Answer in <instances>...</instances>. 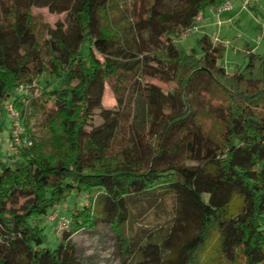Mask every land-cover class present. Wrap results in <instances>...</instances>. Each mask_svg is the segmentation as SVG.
Here are the masks:
<instances>
[{
  "label": "trees",
  "instance_id": "obj_1",
  "mask_svg": "<svg viewBox=\"0 0 264 264\" xmlns=\"http://www.w3.org/2000/svg\"><path fill=\"white\" fill-rule=\"evenodd\" d=\"M223 2L140 0L130 10L124 0H0V118L10 102L34 143L7 145L6 156L0 145V264H84L73 237L101 223L122 264H264V54L248 50L230 74L219 64L225 45L210 35L190 53L175 43ZM34 8L74 10L77 33L41 35ZM156 78L174 87L154 90ZM108 83L114 109L103 105ZM213 94L220 134L203 128L194 103ZM139 97L152 144L115 154ZM38 110L48 112L47 140L28 125ZM80 197L90 203L57 237L58 216L49 238L51 214Z\"/></svg>",
  "mask_w": 264,
  "mask_h": 264
},
{
  "label": "rangeland",
  "instance_id": "obj_2",
  "mask_svg": "<svg viewBox=\"0 0 264 264\" xmlns=\"http://www.w3.org/2000/svg\"><path fill=\"white\" fill-rule=\"evenodd\" d=\"M140 0H124V5L133 10L135 2ZM237 8L240 11V15L236 18L234 23L225 22L224 16L221 23L208 31L199 29L195 32L184 36L180 39H176V45L184 52L190 53L193 50H198V41L205 34L210 35L215 41L222 42L226 47L224 57L220 60V65L225 67L230 74H234L237 70L242 69L247 62V52L251 50L253 52L264 54V0H235L233 9ZM33 15L35 17L36 29L41 35H46L48 28L54 29L57 33L64 32L67 39L75 36L78 31V24L75 17L74 10L68 13L53 15L47 9L34 8ZM132 20L133 13L128 14ZM234 15V14H233ZM225 22V23H224ZM150 84L154 90L163 89L165 91L170 90L174 85H170L166 81L156 78L151 79ZM42 89L36 91L38 95ZM217 94H213L208 98L196 99L194 103H197L198 111L197 115L203 128L211 134H220V126L215 121L211 107L213 105L220 104V101L216 100ZM214 99L213 105H211ZM10 102H7L3 106L2 121L3 132L0 134V145L2 148V155L6 156L8 135L12 129V120L10 119L7 107ZM23 103V101L21 102ZM211 103V104H210ZM105 109H114L116 107V101L114 93L107 84L105 97L103 101ZM214 107V106H213ZM52 104H49L48 109H52ZM47 113L44 110H38L33 112L34 116L29 121L28 125L36 139L47 140L49 133L46 128ZM102 123V120L97 116L94 120V126H98ZM139 141L143 145V151H148V144H152L153 138L148 135L147 131V107L144 97H139L132 108V121L131 131L126 133L120 132L113 144L112 152L117 154L118 152L131 147V144ZM90 203V200L84 198H70L65 204L60 206L56 212H53L48 220L47 234L49 238L54 235V224L56 218L60 215H64L65 218L62 224H60L55 235L58 237L62 233L63 229L67 228L68 218L71 211L74 208H83ZM66 208H65V207ZM155 221L154 217H150L147 222L153 225ZM141 224V223H139ZM148 224V223H147ZM137 223L130 225L126 228V236H131L134 230L137 228ZM76 244L78 257L84 264H122L123 258L119 252L117 238L111 227L101 223L95 230H81L73 237Z\"/></svg>",
  "mask_w": 264,
  "mask_h": 264
},
{
  "label": "built area",
  "instance_id": "obj_3",
  "mask_svg": "<svg viewBox=\"0 0 264 264\" xmlns=\"http://www.w3.org/2000/svg\"><path fill=\"white\" fill-rule=\"evenodd\" d=\"M234 2H235V0H225L219 8L212 9V11L217 16H220L225 12L233 10ZM202 16L203 15L201 14L199 17V21L202 20ZM191 33H193V32H191ZM191 33H189V34H191ZM189 34H187L186 36H188ZM21 91H23V89H21L20 92ZM23 102L25 103L24 100H23ZM7 109H8L10 117L13 118L15 121L14 125H13L14 130L12 133L13 138L8 143L9 149L14 150L17 146H21V145L25 146L26 148H32L34 145L32 139H30L29 137H26V136L23 138V135L26 131H25L23 122L21 120L20 113L17 111V109L14 107V105H9L7 107Z\"/></svg>",
  "mask_w": 264,
  "mask_h": 264
},
{
  "label": "crops",
  "instance_id": "obj_4",
  "mask_svg": "<svg viewBox=\"0 0 264 264\" xmlns=\"http://www.w3.org/2000/svg\"><path fill=\"white\" fill-rule=\"evenodd\" d=\"M223 2V0H220V4ZM243 9V8H242ZM241 9V10H242ZM237 10V8H234L231 11L225 12L220 16H217L212 9H207L202 16V20L199 23L198 28L208 31V29L215 27L219 23H221V20L224 18L225 15L230 14L228 17H226L227 20L225 22L228 23H234L236 21V18L241 14L240 11ZM234 14V15H233ZM224 22V23H225Z\"/></svg>",
  "mask_w": 264,
  "mask_h": 264
}]
</instances>
